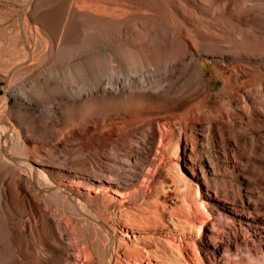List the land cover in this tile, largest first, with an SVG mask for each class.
<instances>
[{
    "label": "bare ground",
    "instance_id": "1",
    "mask_svg": "<svg viewBox=\"0 0 264 264\" xmlns=\"http://www.w3.org/2000/svg\"><path fill=\"white\" fill-rule=\"evenodd\" d=\"M6 27L0 264H63L69 246L50 205L72 234L70 216L92 218L52 175L82 174L84 162L54 155L53 141L81 151L142 137L140 146L122 145L137 155L152 124L163 144L166 123L185 130L202 119L195 101L203 90L182 78L188 71L201 74L206 61L225 79L264 70V0H20ZM94 223L93 252L99 264H111L113 237Z\"/></svg>",
    "mask_w": 264,
    "mask_h": 264
},
{
    "label": "rangeland",
    "instance_id": "2",
    "mask_svg": "<svg viewBox=\"0 0 264 264\" xmlns=\"http://www.w3.org/2000/svg\"><path fill=\"white\" fill-rule=\"evenodd\" d=\"M19 1L0 0V42L11 34L6 25ZM216 68L206 61L201 74L182 76L203 90L195 101L202 119L185 130L166 123L163 144L156 124L137 155L122 145L140 146L142 137L81 151L53 141L54 155L84 162L85 174L52 175L92 216H70L72 234L56 205L48 208L69 246L63 264H99L94 219L113 237L111 264H264V70L225 79ZM3 85L0 72V93Z\"/></svg>",
    "mask_w": 264,
    "mask_h": 264
}]
</instances>
